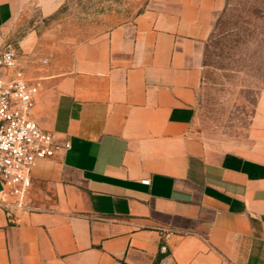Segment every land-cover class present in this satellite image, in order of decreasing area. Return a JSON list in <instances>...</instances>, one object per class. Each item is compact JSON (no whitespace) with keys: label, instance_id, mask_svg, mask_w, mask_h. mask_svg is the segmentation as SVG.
Masks as SVG:
<instances>
[{"label":"crops","instance_id":"crops-1","mask_svg":"<svg viewBox=\"0 0 264 264\" xmlns=\"http://www.w3.org/2000/svg\"><path fill=\"white\" fill-rule=\"evenodd\" d=\"M30 2L53 3L0 0V40ZM221 3L146 0L57 64L18 54L30 118L69 146L35 162L24 210L0 208V264H264V128L239 151L191 131Z\"/></svg>","mask_w":264,"mask_h":264},{"label":"rangeland","instance_id":"rangeland-1","mask_svg":"<svg viewBox=\"0 0 264 264\" xmlns=\"http://www.w3.org/2000/svg\"><path fill=\"white\" fill-rule=\"evenodd\" d=\"M52 2L25 5L5 25L2 41L20 55L57 64L74 43L130 19L146 0ZM202 63L191 131L211 147L243 150L252 132L264 128V0H222Z\"/></svg>","mask_w":264,"mask_h":264},{"label":"built area","instance_id":"built-area-1","mask_svg":"<svg viewBox=\"0 0 264 264\" xmlns=\"http://www.w3.org/2000/svg\"><path fill=\"white\" fill-rule=\"evenodd\" d=\"M28 61L0 40V208L6 212L25 209L35 162L58 155L69 146L67 141H55L30 118L39 79L27 75Z\"/></svg>","mask_w":264,"mask_h":264}]
</instances>
